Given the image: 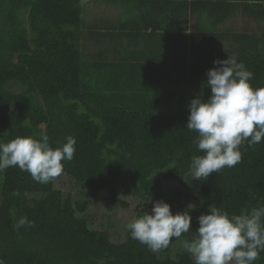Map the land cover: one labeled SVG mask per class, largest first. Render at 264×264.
<instances>
[{
  "label": "trees",
  "instance_id": "obj_1",
  "mask_svg": "<svg viewBox=\"0 0 264 264\" xmlns=\"http://www.w3.org/2000/svg\"><path fill=\"white\" fill-rule=\"evenodd\" d=\"M159 1H148L145 23L133 15L141 4L127 0L128 20L101 24L87 18L84 0H0V141L46 133L53 148L69 135L77 142L62 173L75 192L18 167L0 173L4 264H194L183 241L210 205L232 215L264 202V140L241 146L235 167L196 180L191 160L203 153L186 127L191 100L211 95L215 59L235 54L253 88L264 87V18L252 29L217 30L188 0H161L174 1L176 14L151 13ZM101 199L109 213L98 222ZM161 200L174 214L188 210L192 230L156 252L128 229L114 238L120 225L110 213L131 209L138 218ZM22 216L34 226L16 229Z\"/></svg>",
  "mask_w": 264,
  "mask_h": 264
},
{
  "label": "clouds",
  "instance_id": "obj_2",
  "mask_svg": "<svg viewBox=\"0 0 264 264\" xmlns=\"http://www.w3.org/2000/svg\"><path fill=\"white\" fill-rule=\"evenodd\" d=\"M207 71V98L191 100L186 127L198 135L194 141L202 155H194L190 168L192 178L206 180L225 168H233L242 160L241 146L249 147L264 140V87L253 88V72L238 62L235 54L214 60ZM76 139L69 135L66 142L53 148L46 133L0 141V173L18 167L38 183L54 181L64 172L65 161H72ZM258 207L242 208L229 215L214 205L201 214L198 228L184 248L194 264H255L264 252V202ZM188 208H194L192 204ZM188 210L176 212L165 201H156L151 213L135 218L126 227L131 237L156 252L168 247L173 238L192 230ZM32 227L34 222L20 217L14 227ZM0 264H4L0 258Z\"/></svg>",
  "mask_w": 264,
  "mask_h": 264
},
{
  "label": "crops",
  "instance_id": "obj_3",
  "mask_svg": "<svg viewBox=\"0 0 264 264\" xmlns=\"http://www.w3.org/2000/svg\"><path fill=\"white\" fill-rule=\"evenodd\" d=\"M127 0H109V1H96L92 0L91 4L93 6L94 14L92 18H88L91 22L95 20H100L101 24L112 23L113 21L128 20V4ZM141 4L138 8L137 3H134L135 7L133 9V15L138 16V20L145 23L147 20L143 16L149 12L150 8L149 0H134ZM174 1H187V0H174ZM173 1V2H174ZM195 4V10L197 15L209 14L211 16L210 22L212 27L217 30L222 29H243L248 30L253 28L254 20L257 18L262 20L264 18V0H188ZM150 2H155V0H150ZM162 2L161 6L155 7L151 10L153 14H174L173 5L174 3ZM204 8L206 13H203ZM182 13L184 8H179ZM87 10V8H86ZM155 10L156 12H154ZM147 11V12H146ZM194 12L193 8H189L187 11L189 17V23L186 31L191 32V27H193L192 14ZM176 14V13H175ZM127 16V18H126ZM261 20V21H262ZM136 21V20H134ZM197 23V22H196ZM195 23V24H196Z\"/></svg>",
  "mask_w": 264,
  "mask_h": 264
},
{
  "label": "rangeland",
  "instance_id": "obj_4",
  "mask_svg": "<svg viewBox=\"0 0 264 264\" xmlns=\"http://www.w3.org/2000/svg\"><path fill=\"white\" fill-rule=\"evenodd\" d=\"M91 1L92 0H84L85 8H87V11H86L88 14L87 18L89 19L93 17L90 15V11L93 10ZM89 50L93 51L91 48H89ZM56 187L66 192L76 191L75 181L71 177L65 174H62L57 178ZM93 210H95V220H97L98 222L105 221L107 219V213H109V210H108V204L104 199H101L99 205L97 207H94ZM109 216L111 217V220L113 222H116V223L118 222L120 225L119 233L113 234L114 238L118 239L119 236H124L123 234L127 230V227H126L127 223L137 218V213L131 209L119 208L113 214L110 213ZM94 227H98V225L95 224Z\"/></svg>",
  "mask_w": 264,
  "mask_h": 264
}]
</instances>
